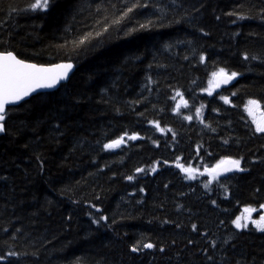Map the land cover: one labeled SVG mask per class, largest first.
Segmentation results:
<instances>
[{
	"label": "trees",
	"instance_id": "16d2710c",
	"mask_svg": "<svg viewBox=\"0 0 264 264\" xmlns=\"http://www.w3.org/2000/svg\"><path fill=\"white\" fill-rule=\"evenodd\" d=\"M34 2L0 0V50L74 70L7 107L0 264H264V232L231 223L246 208L264 214V133L245 111L255 99L264 112V0ZM137 3L148 6L127 11ZM221 67L239 74L234 83L203 93ZM177 91L188 107L174 112ZM125 133L142 139L103 148ZM176 157L199 171L241 159L245 171L205 189L208 177L187 180ZM137 241L154 247L133 253Z\"/></svg>",
	"mask_w": 264,
	"mask_h": 264
},
{
	"label": "snow or ice",
	"instance_id": "6c2138e0",
	"mask_svg": "<svg viewBox=\"0 0 264 264\" xmlns=\"http://www.w3.org/2000/svg\"><path fill=\"white\" fill-rule=\"evenodd\" d=\"M51 0H35L34 3L30 4V8L32 10H41L44 11L50 7ZM175 3V0H173ZM147 4H134L133 7L128 8V12H131L135 7H147ZM157 11H162V9L157 8ZM233 13H229L232 15ZM238 19H245L244 16H238ZM119 22V21H117ZM151 21L146 24H141L139 29H131L129 34L133 31L137 30H146ZM106 30V29H105ZM82 43V42H81ZM245 60L258 59L257 56L253 55L249 57L247 54L243 57ZM205 57L203 55L200 56V62L203 63ZM74 65L72 63H57L51 64L48 66L37 64V63H29L24 59H20L15 55L11 50H0V133H4L6 131V117L8 111L10 109L7 108L9 105H17L21 101H25L26 97H30L33 93H36L37 90L40 89H53L56 88L61 81L66 80L69 77V73L73 70ZM214 78V87L219 88L221 84H228L230 81L234 80L239 74L235 71L229 73L225 68L221 67L217 71L211 74ZM151 83L152 81L149 79L148 81ZM213 84L210 81V85ZM208 91L209 95H212L211 88ZM235 94V93H234ZM176 96H179L180 102L176 103L175 108L173 109L176 112L181 104L183 107H188V103L183 99L182 94L177 91ZM175 99V97H173ZM221 100L224 101L225 104L229 103V99L226 96H221ZM260 103L255 99H249L247 104L245 105V111L248 116L252 119V124L255 127L256 133H264V112H260ZM259 112L260 118L257 119L256 113ZM201 109H196V119L200 120L201 117ZM184 120H192V116H184ZM157 131L163 132L164 129L160 127L159 123L156 121H149ZM203 123V121H201ZM207 127V125H205ZM171 131V129H168ZM125 136H127L128 140H137L142 139V137H138L137 134L133 133L128 135L127 133L121 135L117 139L111 140L108 143L103 145L105 150L115 149L120 147L125 142ZM224 143H228V141H224ZM180 157H176L175 167L179 169L181 173L184 174L187 180L197 179L199 176L206 175L208 177L207 181L204 183L203 187L205 189L209 188V185L213 184V182H218V178L223 176L226 173L230 172H241L245 171L241 167V159H233L230 157H221L214 165L205 166L203 171H199L198 168H194L191 166V162H189L188 166L180 163ZM167 163V161H165ZM145 169L137 168L136 172H144ZM151 172L157 171L155 164L152 165ZM127 180L131 181L133 179L132 176L126 177ZM141 192L144 191L143 188L140 189ZM213 204L216 202L213 201ZM260 208H264V204L260 205ZM99 211V209H97ZM245 211L251 212L255 211V209L246 208ZM105 216H100L99 220H106ZM242 217L236 216L235 219L231 221L232 225L237 229H246L248 227V223L250 222L257 231L264 232V214L259 215L257 219H253L251 215L243 217V223L241 222ZM93 224H97L98 220L93 219ZM223 223V221H221ZM193 231L197 230V225H192ZM192 243V241H189ZM141 241H137L131 247V251L133 253L143 250V249H152L154 245L152 243L145 242L142 244V248L140 247ZM160 251H164L163 248ZM6 255L8 256H16L15 252H8ZM4 257L0 256V260H3ZM211 259V257H209Z\"/></svg>",
	"mask_w": 264,
	"mask_h": 264
},
{
	"label": "water",
	"instance_id": "95a60500",
	"mask_svg": "<svg viewBox=\"0 0 264 264\" xmlns=\"http://www.w3.org/2000/svg\"><path fill=\"white\" fill-rule=\"evenodd\" d=\"M29 63H32V62H29ZM62 63H64V62H62ZM68 63H69V62H68ZM48 65H51V64H47V65H45V66H48ZM73 70H74V67H73ZM73 70L69 73V76H70V74L73 72ZM68 78H69V77H68ZM68 78H67L66 80H64V81H61L60 84L65 83V82L68 80ZM233 81H234V80L230 81L228 84H221L219 88H216V87H215V90H216V91H219L222 87H225V86L231 85V84L233 83ZM60 84H58L57 87H56V88H53V89H40V90H37V92H36V93H33L31 96H34V95H36L37 93L54 91V90H56V89L58 88V86H59ZM31 96H30V97H31ZM30 97H26V98H25V101L28 100ZM21 102H23V101H21ZM21 102H19L18 104H20ZM18 104H17V105H18ZM9 106H16V105H9ZM9 106H7V107H9ZM227 174H228V173H226V174H224V175H227ZM224 175H223V176H224Z\"/></svg>",
	"mask_w": 264,
	"mask_h": 264
},
{
	"label": "rangeland",
	"instance_id": "374dc122",
	"mask_svg": "<svg viewBox=\"0 0 264 264\" xmlns=\"http://www.w3.org/2000/svg\"><path fill=\"white\" fill-rule=\"evenodd\" d=\"M57 63H59V62L52 63V64H57ZM210 81L213 82V76H212V78L210 79ZM210 88H211L212 93H213V92L218 93L217 91H215V90L212 89V87H211V85H210V82H209L208 87H207V90H209ZM207 90H206V91H203V93L208 94V91H207ZM256 116H257V119L260 118L259 113H256ZM250 120L252 121L251 118H250ZM247 212H248V211H245L244 214L240 215V216L242 217L241 222H244V221H243V217L247 216Z\"/></svg>",
	"mask_w": 264,
	"mask_h": 264
},
{
	"label": "bare ground",
	"instance_id": "6f19581e",
	"mask_svg": "<svg viewBox=\"0 0 264 264\" xmlns=\"http://www.w3.org/2000/svg\"><path fill=\"white\" fill-rule=\"evenodd\" d=\"M63 62H64V63H68L67 61H63ZM70 63H72V62H70ZM72 64L74 65V63H72ZM234 81H235V79H234ZM234 81H233V82H234ZM206 90H207V88H206ZM206 90H205V91H206ZM214 93H215V92H214ZM253 126H254V125H253Z\"/></svg>",
	"mask_w": 264,
	"mask_h": 264
},
{
	"label": "flooded vegetation",
	"instance_id": "af4514ba",
	"mask_svg": "<svg viewBox=\"0 0 264 264\" xmlns=\"http://www.w3.org/2000/svg\"><path fill=\"white\" fill-rule=\"evenodd\" d=\"M234 83V82H233ZM207 95H209V94H207ZM209 96H211V95H209Z\"/></svg>",
	"mask_w": 264,
	"mask_h": 264
}]
</instances>
